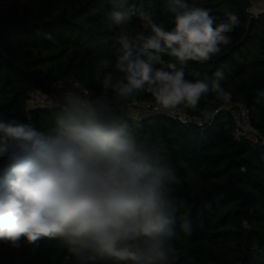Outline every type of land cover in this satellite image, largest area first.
<instances>
[{"label":"clouds","instance_id":"clouds-1","mask_svg":"<svg viewBox=\"0 0 264 264\" xmlns=\"http://www.w3.org/2000/svg\"><path fill=\"white\" fill-rule=\"evenodd\" d=\"M108 2L103 28L122 30L114 61L101 57L95 65L100 95L74 87L43 130L0 113V243L17 250L27 245L35 253L42 239L58 240L69 264H175L180 234L192 233L181 211L187 202L177 194L182 179L133 130L125 109L145 92L155 111L196 110L210 91L229 103L219 70L216 79L193 71L190 81L185 68L189 61L211 60L231 42L228 33L240 20L230 12L227 22L215 24L209 9L172 0L174 27L167 30L129 0ZM133 16L146 23L148 34L123 29ZM110 68L120 75L105 71ZM110 93L124 106L113 104Z\"/></svg>","mask_w":264,"mask_h":264},{"label":"trees","instance_id":"trees-1","mask_svg":"<svg viewBox=\"0 0 264 264\" xmlns=\"http://www.w3.org/2000/svg\"><path fill=\"white\" fill-rule=\"evenodd\" d=\"M188 2L209 9L215 24L227 22L226 13L239 17L227 46L221 45L208 62L189 61L185 68L190 81L196 79L193 71L216 79L219 70L218 82L231 101L225 103L210 91L196 110L180 106L192 116L221 109L204 127L166 113L128 118L133 130L147 137L182 179L177 194L187 202L181 211L188 214L192 233L180 234L175 264H264V13L251 17V0ZM129 3L165 29L174 27L172 0ZM110 9L108 0H0V113L43 130L51 126L58 107L31 109L28 99L34 89L50 93L53 82L74 79L99 96L95 65L101 57L114 61L112 49L122 30L103 28ZM123 29L131 35L150 31L138 16ZM105 71L120 75L114 68ZM109 99L124 106L111 93ZM137 99L154 101L146 92ZM237 103L249 109L258 143L236 137L234 118L225 107ZM189 173L197 177L196 183ZM39 243L35 253L27 245L17 250L0 243V264H69L58 240Z\"/></svg>","mask_w":264,"mask_h":264},{"label":"built area","instance_id":"built-area-1","mask_svg":"<svg viewBox=\"0 0 264 264\" xmlns=\"http://www.w3.org/2000/svg\"><path fill=\"white\" fill-rule=\"evenodd\" d=\"M87 88L80 83H78L74 79H63L58 82H53L51 84V92H44L40 89H34L29 93L28 104L29 107H58L61 103H63L64 94L68 91L74 90V87ZM92 93V92H91ZM154 101L141 100L138 99V104L130 105L126 107L127 115L136 117L138 111L143 110L148 113H166L174 116L175 118H179L180 120L195 124L199 127H204L210 121H213L216 115L220 112L221 109L216 110L213 113L208 111H204L200 115H190L187 113L182 107H179L176 110L172 111H155L153 108ZM229 110L234 118L235 122V135L237 138H241L242 136L247 137L249 140L254 143L259 142V136L257 130L253 127L251 121V115L249 109L241 103L228 105L225 107Z\"/></svg>","mask_w":264,"mask_h":264},{"label":"rangeland","instance_id":"rangeland-1","mask_svg":"<svg viewBox=\"0 0 264 264\" xmlns=\"http://www.w3.org/2000/svg\"><path fill=\"white\" fill-rule=\"evenodd\" d=\"M250 14L251 17H258L260 14L264 13V0H251ZM147 111L140 110L137 116L147 115Z\"/></svg>","mask_w":264,"mask_h":264}]
</instances>
